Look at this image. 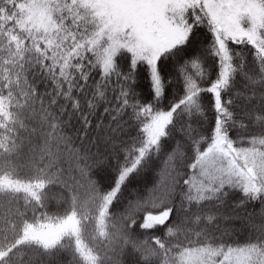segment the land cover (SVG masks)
Masks as SVG:
<instances>
[{
	"label": "snow or ice",
	"instance_id": "6c2138e0",
	"mask_svg": "<svg viewBox=\"0 0 264 264\" xmlns=\"http://www.w3.org/2000/svg\"><path fill=\"white\" fill-rule=\"evenodd\" d=\"M0 264H264V0H0Z\"/></svg>",
	"mask_w": 264,
	"mask_h": 264
}]
</instances>
